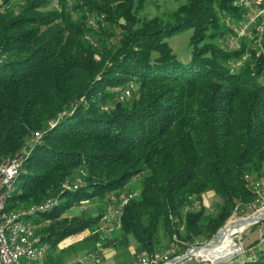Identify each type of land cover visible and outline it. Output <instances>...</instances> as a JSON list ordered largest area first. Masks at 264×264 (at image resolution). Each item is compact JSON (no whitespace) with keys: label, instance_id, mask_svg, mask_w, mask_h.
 <instances>
[{"label":"trees","instance_id":"obj_1","mask_svg":"<svg viewBox=\"0 0 264 264\" xmlns=\"http://www.w3.org/2000/svg\"><path fill=\"white\" fill-rule=\"evenodd\" d=\"M9 1H0V161L19 155L20 165L5 206L50 199L26 215L48 243L45 264H66L57 244L97 228L99 215L68 214L90 200L137 191L118 215L134 257L174 237L181 249L203 243L234 208L243 214L236 205L264 179V34L260 53L246 41L222 46L221 12L236 13L234 0H185L153 16L140 15L146 0ZM184 28L187 61L166 41ZM130 86L120 100L114 89ZM206 191L219 196L211 212L185 210ZM220 264H264V245Z\"/></svg>","mask_w":264,"mask_h":264},{"label":"rangeland","instance_id":"obj_2","mask_svg":"<svg viewBox=\"0 0 264 264\" xmlns=\"http://www.w3.org/2000/svg\"><path fill=\"white\" fill-rule=\"evenodd\" d=\"M184 1L185 0H146L140 15H164ZM20 2H22V0H10L9 5H17ZM191 33V28H184L172 33L166 38L170 50L175 54L177 59L181 61H187L192 54V46L189 44ZM131 185L134 187L138 186L136 179L132 180L129 185L130 188ZM121 196L123 197L125 194L122 193ZM218 199L219 196L215 192H204L200 202L204 213L211 212L213 209V203ZM249 203L250 201L239 202L236 206L243 212V214L238 215L237 210L234 211V208L231 215L221 227L233 219L236 220L249 216L259 208H264V205L261 207L258 205L254 208L253 206H249ZM115 204L116 202L113 201V198L109 203L95 199L84 202L79 207H73L69 210L68 214L72 215L78 213L80 209H84L92 216L99 215L100 219L98 220L96 224L97 228L94 231L84 229L78 233L70 235L57 244L59 250L67 251V254L64 255V263L127 264L126 261H130L131 264L135 263L136 257H134L133 251L136 241L132 235H124L122 233L119 228L120 222L119 225L114 222L112 218V210L114 208L113 205ZM95 231L99 232L95 240L89 239L85 242L82 241L86 236H92ZM232 239L235 243L234 247L236 250L229 254L224 262L239 259L247 252L251 254L256 248L264 245V218L247 225L241 231H234L232 233ZM72 246L74 247L72 248Z\"/></svg>","mask_w":264,"mask_h":264},{"label":"built area","instance_id":"obj_3","mask_svg":"<svg viewBox=\"0 0 264 264\" xmlns=\"http://www.w3.org/2000/svg\"><path fill=\"white\" fill-rule=\"evenodd\" d=\"M234 6L236 7V13H229L225 10L221 12V19L224 27H227V35L225 36L222 46L224 48L239 47L242 42H239V33H247L248 43L257 53L262 52L263 46V34H264V0H234ZM88 38V36H85ZM242 59L235 60V65H242ZM116 96L127 98L128 94L123 88H115ZM39 137V135H34ZM17 165H20L19 155H15L11 158H4L0 161V264H31V255L23 254V247L28 243H17L14 231H6L3 229V222L7 221L11 215L17 212H27L28 208L24 211H11L6 206H1V195L7 188V183L10 181L11 172ZM247 187L248 184L246 183ZM253 198L248 204L254 208L264 205V186L256 184V190H251ZM137 193L132 192V197ZM50 199H46L44 202H48ZM116 202L112 210V218L116 224L119 225L117 217V209L121 204H125L127 200H124V196L118 200L113 198ZM112 207V206H111ZM201 207L199 201H193L185 206V210H195ZM258 210H261L260 208ZM236 211V208L235 210ZM237 220V219H236ZM235 221V219L230 222ZM26 228L25 223L22 226ZM39 237V236H38ZM2 238H9V245H2ZM201 244V243H200ZM233 242V246H234ZM194 244H192L193 246ZM192 246H185L181 249L178 245L177 239L174 237L172 242L164 247L153 249L151 251H142L136 256L135 264H218L224 262L225 258H216L214 253H207L202 251L204 247L193 249ZM40 251V250H38ZM155 254H163V261L160 263H153V256ZM45 264V260H44Z\"/></svg>","mask_w":264,"mask_h":264},{"label":"bare ground","instance_id":"obj_4","mask_svg":"<svg viewBox=\"0 0 264 264\" xmlns=\"http://www.w3.org/2000/svg\"><path fill=\"white\" fill-rule=\"evenodd\" d=\"M67 4H68V8H70L72 5V2L68 0ZM89 23L93 26L95 25L92 20H89ZM246 40H247V33H239V42L246 41ZM236 48L238 47H230L226 49L234 50ZM124 89H125V92L128 94V97L122 98L121 96H118L120 100L128 99L130 96L131 86L125 87ZM11 157L13 156H10L7 158H11ZM18 168H19V165H17L15 169L11 172L10 181L7 183V188L1 195V206H5L6 199L13 190L14 182L18 174ZM246 178L249 179L247 175H246ZM75 181L76 183H78L80 180L78 177H76ZM256 184L260 186H264V179L262 178L260 180L251 181V187L253 190H256ZM131 197H132V193H129L128 195L124 196V200H128ZM50 204L52 203L49 200L48 202H45L44 205L42 204V206L47 207ZM123 205L124 204H121L120 208L117 209V217ZM42 206L40 207L31 206L28 208L27 212H17L16 214L11 215L7 221L3 222V229H6V231L15 230V238H17V243H24V239L25 241H28L25 247H23V254L31 255V264H44V257H45L47 250L49 249L48 243L43 240L42 236L39 233H37V228H38L37 225L27 220V217H26V215L32 212L35 213V210L40 209ZM261 210L263 213L262 216H264V208ZM11 211H24V209H11ZM258 214L259 213H255L254 215H252V218L251 217L247 218L245 222L241 226H238V227L234 225V222H228V224L223 229L221 234L217 236L215 240L208 243L202 251L207 252V253H214L215 254L214 257L216 258H223V257L229 256V254H231L233 251L236 250L235 247L233 246L232 233L234 231L235 232L241 231L247 225L251 224L252 221L258 218L259 216ZM24 223L27 226L26 228L22 227ZM2 245H9V238H2ZM162 261H163V254H155V256H153V263H160Z\"/></svg>","mask_w":264,"mask_h":264},{"label":"water","instance_id":"obj_5","mask_svg":"<svg viewBox=\"0 0 264 264\" xmlns=\"http://www.w3.org/2000/svg\"><path fill=\"white\" fill-rule=\"evenodd\" d=\"M255 213H259L258 215V218L257 219H255L254 221H252V223H255L256 221H258L259 219H261V218H264V216H262V210H256V211H254L251 215H249V216H246V217H242V218H240V219H237V220H235V221H233L234 222V225L235 226H241L244 222H245V220L247 219V218H249V217H251L252 218V215H254ZM228 223H226L223 227H221L219 230H217L216 232H215V234L212 236V237H210L208 240H206L205 242H203V243H201V244H194L193 246H192V248L195 250V249H198V248H200V247H205L208 243H210V242H212L213 240H215L216 239V237L217 236H219L220 234H221V232L223 231V229L226 227V225H227Z\"/></svg>","mask_w":264,"mask_h":264}]
</instances>
